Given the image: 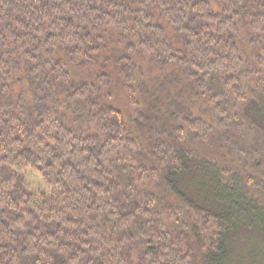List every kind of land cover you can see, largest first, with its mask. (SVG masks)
Masks as SVG:
<instances>
[{"label": "trees", "instance_id": "trees-1", "mask_svg": "<svg viewBox=\"0 0 264 264\" xmlns=\"http://www.w3.org/2000/svg\"><path fill=\"white\" fill-rule=\"evenodd\" d=\"M263 163L264 0H0V264H247Z\"/></svg>", "mask_w": 264, "mask_h": 264}, {"label": "rangeland", "instance_id": "rangeland-1", "mask_svg": "<svg viewBox=\"0 0 264 264\" xmlns=\"http://www.w3.org/2000/svg\"><path fill=\"white\" fill-rule=\"evenodd\" d=\"M242 44H243L244 50L249 55H251L250 49H252V47L250 46L249 41L245 38ZM251 59L253 60L252 57H251ZM251 59H250V63H249V66H250L249 68H252L254 66L251 63ZM115 103L117 104L116 106H119L122 110L130 111L129 108H128V105L126 103V98H125V93L124 92L120 93V96H119L118 100H115ZM212 153H214V154H217V153H215L213 151L210 152V155L214 159V156H213ZM252 158L253 159H257L258 158L260 160V162H262L261 159L263 157L261 156V154H259V155H257V157L256 156H252ZM220 159H221V156H219V160ZM221 162H224V161H221ZM239 170L242 173L244 172L241 169H239ZM250 174H256L258 176L263 177L262 179H264V174L262 173V171L260 169H258V170L250 169V170H248L247 175H250ZM26 178H27V181L29 183V186H30V188H31V190L33 192L45 191V189H46L45 188V185H44L41 177L36 172H34V171H28L26 173ZM259 239H261V238H257L256 237L254 239V242L250 243L246 247V251H244V257L246 258V260L248 262L247 264H264V243H262L261 241H259ZM242 248H244V246Z\"/></svg>", "mask_w": 264, "mask_h": 264}]
</instances>
